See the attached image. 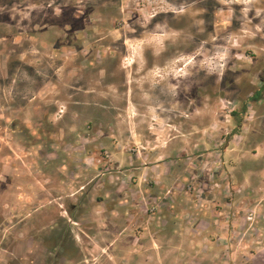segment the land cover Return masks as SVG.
<instances>
[{"label": "rangeland", "instance_id": "obj_1", "mask_svg": "<svg viewBox=\"0 0 264 264\" xmlns=\"http://www.w3.org/2000/svg\"><path fill=\"white\" fill-rule=\"evenodd\" d=\"M0 264H264V0H0Z\"/></svg>", "mask_w": 264, "mask_h": 264}, {"label": "crops", "instance_id": "obj_2", "mask_svg": "<svg viewBox=\"0 0 264 264\" xmlns=\"http://www.w3.org/2000/svg\"><path fill=\"white\" fill-rule=\"evenodd\" d=\"M159 171L164 172L165 170L163 168H160Z\"/></svg>", "mask_w": 264, "mask_h": 264}, {"label": "trees", "instance_id": "obj_3", "mask_svg": "<svg viewBox=\"0 0 264 264\" xmlns=\"http://www.w3.org/2000/svg\"><path fill=\"white\" fill-rule=\"evenodd\" d=\"M68 215H70V213L68 212Z\"/></svg>", "mask_w": 264, "mask_h": 264}]
</instances>
